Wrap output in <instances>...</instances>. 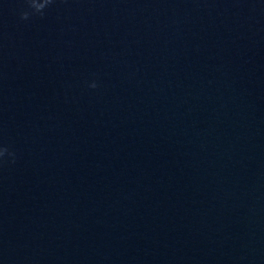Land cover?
<instances>
[{
  "label": "water",
  "instance_id": "water-1",
  "mask_svg": "<svg viewBox=\"0 0 264 264\" xmlns=\"http://www.w3.org/2000/svg\"><path fill=\"white\" fill-rule=\"evenodd\" d=\"M0 153V264H264V0H0Z\"/></svg>",
  "mask_w": 264,
  "mask_h": 264
},
{
  "label": "clouds",
  "instance_id": "clouds-1",
  "mask_svg": "<svg viewBox=\"0 0 264 264\" xmlns=\"http://www.w3.org/2000/svg\"><path fill=\"white\" fill-rule=\"evenodd\" d=\"M26 2L28 3L29 7H31L32 9H34L35 12L39 13V12H41V10L45 7V5L47 3H50L51 2V0H44V7L43 8L40 6L39 0H26ZM27 16H28V13L27 12L21 13V18L22 19H26ZM92 86L94 87L95 85H92ZM0 155H2V153H0Z\"/></svg>",
  "mask_w": 264,
  "mask_h": 264
}]
</instances>
